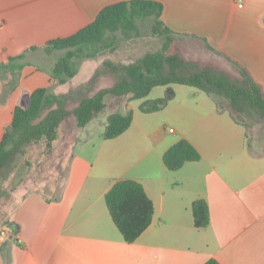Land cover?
<instances>
[{
    "label": "crops",
    "instance_id": "obj_1",
    "mask_svg": "<svg viewBox=\"0 0 264 264\" xmlns=\"http://www.w3.org/2000/svg\"><path fill=\"white\" fill-rule=\"evenodd\" d=\"M120 1L0 0V140L14 107L26 106L34 89L48 87L56 98L68 90L69 79L59 83L51 75L65 50H48L46 43L76 33ZM155 1L164 26L194 46L182 45L191 51L188 60L198 63L203 47L238 73L230 58L264 93V0ZM94 71L92 81L111 78ZM164 86L165 107L142 112L138 105L129 128L115 138L101 137L107 108L97 115L104 118L94 133L82 135L86 125L73 123L59 194L25 186L12 194L0 222V264H203L213 257L222 264H264V153L251 149L244 125L263 128L264 118L247 109L249 120L241 122L220 96ZM181 138L200 159L169 170L163 154ZM122 179L140 182L154 208L133 242L123 239L104 198ZM199 198L209 209L201 228L192 215Z\"/></svg>",
    "mask_w": 264,
    "mask_h": 264
},
{
    "label": "trees",
    "instance_id": "obj_2",
    "mask_svg": "<svg viewBox=\"0 0 264 264\" xmlns=\"http://www.w3.org/2000/svg\"><path fill=\"white\" fill-rule=\"evenodd\" d=\"M161 11L162 4L155 0L116 2L102 8L91 23L76 33L49 40L45 46L48 50H65V55L58 59L51 74L59 83H64L76 74L73 58H94L103 50L114 48L117 44L115 33L121 31L125 37H129V32L137 31L139 20L150 18L152 33L164 38L161 51L146 53L138 61L124 66V74L113 85L82 98L72 109L59 105L49 109L58 98L48 87L34 89L29 95L28 104L16 105L12 111L11 122L0 140V171L17 154L23 153L25 146L44 141L47 148L51 149L59 137L60 124L67 116H72L77 128H83L105 111L107 96L130 94L132 99H144L156 86H192L207 94L224 98L237 113L250 109L264 118V93L249 72L230 58L227 59L237 69L238 77L211 64L193 65L188 62L172 50L175 33L160 20ZM62 74L65 76H61ZM168 100V95L144 99L140 102L139 109L142 112L157 111L164 108ZM46 109L49 110L41 117ZM131 121V109L125 113L109 114L101 137L111 139L119 136L129 128ZM199 159V152L185 138L177 140L163 154V162L169 170H177L185 162ZM104 198L109 214L126 242H133L150 225L153 203L140 182L133 179L117 180ZM192 215L195 227L208 225L209 209L204 199L193 201ZM203 264L222 263L213 257Z\"/></svg>",
    "mask_w": 264,
    "mask_h": 264
},
{
    "label": "rangeland",
    "instance_id": "obj_3",
    "mask_svg": "<svg viewBox=\"0 0 264 264\" xmlns=\"http://www.w3.org/2000/svg\"><path fill=\"white\" fill-rule=\"evenodd\" d=\"M137 25V31L129 32L127 35L129 37H125L121 31H117L115 33L117 44L114 48L110 50L106 49L94 58H73L76 72L78 71V74L76 77L73 76L69 78L68 90L63 94H60L59 97L57 96V102L49 109L55 108L58 105L67 109H72L82 98L91 96L99 89L111 86L114 81H117L119 77L124 74V66L138 61L146 53L161 51L163 48L164 38L163 36L152 33L151 19L146 18L139 20ZM180 41V36H173L172 50L191 64L217 65L220 67L218 69H222L230 75L238 76L235 69L227 62L218 59L210 51H207L203 47L199 48L198 52L196 51V54L199 55H197L199 57L197 60L198 63L188 60L186 57H189L188 52L190 53L191 51L185 49V46L182 45L186 42V44L191 48L194 46H192V44L185 39H182L181 43ZM54 59L55 56H51L50 60L53 61ZM203 61H206V63H202ZM207 62H213L214 64ZM93 70H95L94 73L98 71L101 72L100 74H104L108 71L107 73L111 76V78H107V80L92 81L89 77L91 76V72ZM61 76L65 75L62 74ZM165 94H167L165 86H156L144 99H153L154 97H161ZM144 99H132L130 94L120 97L107 96L106 114L117 111L115 109H119L118 111L121 113H125L130 109L132 111H137L138 105ZM49 109L43 111L41 117ZM235 114L241 122H243V120H249L245 112H235ZM252 114H255L257 119L259 118L256 113ZM96 118L98 119H94L86 124L82 135L94 133L101 127L99 120L104 118L103 115L97 116ZM73 123L74 121L72 116H67L62 121L59 129V137L52 144L51 149L47 148L44 141L25 146L23 147L24 152L17 154L14 160L0 171L1 225L6 222V210L10 207L9 200L14 191L19 187L21 188V186H25L30 189H39L50 197H54L59 194L66 169L68 150L70 143H72L69 136L73 133L75 128ZM245 124L248 126L249 146L255 154L264 153V127L253 128V124L249 121Z\"/></svg>",
    "mask_w": 264,
    "mask_h": 264
},
{
    "label": "built area",
    "instance_id": "obj_4",
    "mask_svg": "<svg viewBox=\"0 0 264 264\" xmlns=\"http://www.w3.org/2000/svg\"><path fill=\"white\" fill-rule=\"evenodd\" d=\"M238 6H239V7L242 6V3H241L240 1L238 2ZM170 131H172V129H170ZM3 238H4V236L1 235V239H3Z\"/></svg>",
    "mask_w": 264,
    "mask_h": 264
}]
</instances>
